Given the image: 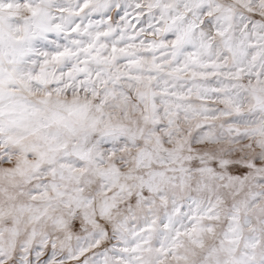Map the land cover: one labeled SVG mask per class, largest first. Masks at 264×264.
Listing matches in <instances>:
<instances>
[{"label":"snow or ice","instance_id":"1","mask_svg":"<svg viewBox=\"0 0 264 264\" xmlns=\"http://www.w3.org/2000/svg\"><path fill=\"white\" fill-rule=\"evenodd\" d=\"M0 264H264V0H0Z\"/></svg>","mask_w":264,"mask_h":264}]
</instances>
